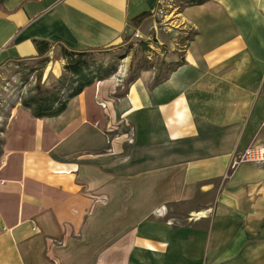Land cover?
Instances as JSON below:
<instances>
[{
	"label": "crops",
	"instance_id": "obj_1",
	"mask_svg": "<svg viewBox=\"0 0 264 264\" xmlns=\"http://www.w3.org/2000/svg\"><path fill=\"white\" fill-rule=\"evenodd\" d=\"M158 1L0 0V62L184 40L161 80L122 97L97 81L56 117L9 123L0 264H264V164L229 169L264 145V0H186L155 29Z\"/></svg>",
	"mask_w": 264,
	"mask_h": 264
},
{
	"label": "rangeland",
	"instance_id": "obj_2",
	"mask_svg": "<svg viewBox=\"0 0 264 264\" xmlns=\"http://www.w3.org/2000/svg\"><path fill=\"white\" fill-rule=\"evenodd\" d=\"M181 38H183V34L174 41L179 43V46L174 47L171 44L166 48L161 47L159 51L155 49V45L149 46L147 42L136 38L125 42L122 46L109 49L92 48L76 51L77 56L74 57L67 56L64 51L57 48L49 56L0 62V154L4 149L1 148V144L6 137L5 133L9 123L24 109H27L23 106L22 99L42 98L54 93H61L63 97H66L73 88L84 82L66 69L68 63L81 59L84 61L85 81L97 82L99 80L98 84L101 90H112L113 93H116L115 96L122 97L131 82L143 72L154 71L155 81L165 78L175 66V63L169 60L171 54L175 52L171 49L173 47L179 49L184 46V40ZM101 78L105 79L100 81ZM107 100L113 103L118 101L113 96ZM119 123L121 122L114 123L109 131L118 130ZM126 129L121 126L115 134H122ZM120 139L121 137L117 138V140ZM188 209L186 203L179 204L175 211L184 217L171 223L187 225L185 215ZM131 260L135 259L132 257Z\"/></svg>",
	"mask_w": 264,
	"mask_h": 264
},
{
	"label": "trees",
	"instance_id": "obj_3",
	"mask_svg": "<svg viewBox=\"0 0 264 264\" xmlns=\"http://www.w3.org/2000/svg\"><path fill=\"white\" fill-rule=\"evenodd\" d=\"M205 0H197L196 2L202 3ZM66 55L69 57L77 56L76 52L67 51ZM84 61L81 59H76L66 65V69L71 71L74 75L78 76L84 82L79 84L77 87L73 88L66 97H63L61 93H54L47 97H30L27 100L22 99V104L24 107L29 109L33 116L35 117H56L64 112L68 106L69 101L83 92V90L92 85L94 82L92 80L85 81L86 75L84 73L83 67ZM105 78H101L103 80ZM99 81V80H98Z\"/></svg>",
	"mask_w": 264,
	"mask_h": 264
},
{
	"label": "built area",
	"instance_id": "obj_4",
	"mask_svg": "<svg viewBox=\"0 0 264 264\" xmlns=\"http://www.w3.org/2000/svg\"><path fill=\"white\" fill-rule=\"evenodd\" d=\"M185 2L186 0H159L157 9L153 14L157 22L155 29H167L170 27L173 19L180 15L182 6ZM134 36L137 39L142 38L138 32L135 33ZM262 125L264 126V121ZM244 163L264 164V145L251 146L233 155L229 169L235 170L239 165Z\"/></svg>",
	"mask_w": 264,
	"mask_h": 264
}]
</instances>
